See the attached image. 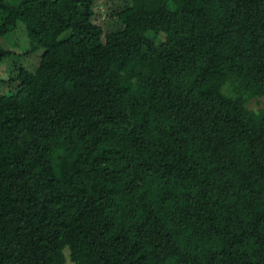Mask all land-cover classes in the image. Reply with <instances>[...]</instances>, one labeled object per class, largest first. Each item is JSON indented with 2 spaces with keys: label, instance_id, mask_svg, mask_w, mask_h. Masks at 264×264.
<instances>
[{
  "label": "trees",
  "instance_id": "obj_1",
  "mask_svg": "<svg viewBox=\"0 0 264 264\" xmlns=\"http://www.w3.org/2000/svg\"><path fill=\"white\" fill-rule=\"evenodd\" d=\"M94 1L0 0V264H264V0Z\"/></svg>",
  "mask_w": 264,
  "mask_h": 264
},
{
  "label": "rangeland",
  "instance_id": "obj_2",
  "mask_svg": "<svg viewBox=\"0 0 264 264\" xmlns=\"http://www.w3.org/2000/svg\"><path fill=\"white\" fill-rule=\"evenodd\" d=\"M132 4V0H95L94 1V16L93 21L99 24L103 31H112L121 28V24L117 19V12ZM15 40V41H13ZM27 37L23 32L22 28L19 26L18 30L14 31L12 36V41L17 42L15 49H23L27 46ZM41 50L20 54L19 56L8 57L0 63V78L9 77L13 74L12 69L14 68L13 62L15 64H21L30 68H34L37 65L38 57ZM21 53V52H15ZM12 60V62H11ZM7 88V85L0 86V90ZM248 106L251 108H258L264 106V98L252 99L248 102Z\"/></svg>",
  "mask_w": 264,
  "mask_h": 264
}]
</instances>
